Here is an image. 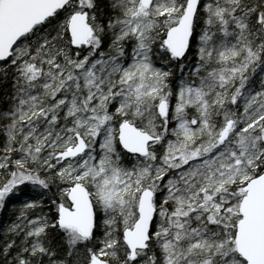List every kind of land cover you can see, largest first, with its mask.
Instances as JSON below:
<instances>
[{"label":"snow or ice","instance_id":"snow-or-ice-1","mask_svg":"<svg viewBox=\"0 0 264 264\" xmlns=\"http://www.w3.org/2000/svg\"><path fill=\"white\" fill-rule=\"evenodd\" d=\"M4 213L0 264H264V0H0Z\"/></svg>","mask_w":264,"mask_h":264},{"label":"trees","instance_id":"trees-1","mask_svg":"<svg viewBox=\"0 0 264 264\" xmlns=\"http://www.w3.org/2000/svg\"><path fill=\"white\" fill-rule=\"evenodd\" d=\"M11 205H9V209H11ZM8 218V213H4L2 216H0V222H3ZM14 218V217H13ZM0 231H2V228H0Z\"/></svg>","mask_w":264,"mask_h":264}]
</instances>
